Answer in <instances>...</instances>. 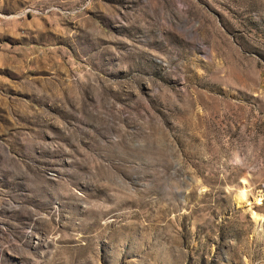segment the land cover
I'll use <instances>...</instances> for the list:
<instances>
[{
	"label": "rangeland",
	"instance_id": "1",
	"mask_svg": "<svg viewBox=\"0 0 264 264\" xmlns=\"http://www.w3.org/2000/svg\"><path fill=\"white\" fill-rule=\"evenodd\" d=\"M243 177L264 0H0V264H264Z\"/></svg>",
	"mask_w": 264,
	"mask_h": 264
},
{
	"label": "bare ground",
	"instance_id": "2",
	"mask_svg": "<svg viewBox=\"0 0 264 264\" xmlns=\"http://www.w3.org/2000/svg\"><path fill=\"white\" fill-rule=\"evenodd\" d=\"M240 182H241V180H240ZM234 190L235 191L233 193V200H234L235 204L239 205L240 207L246 206V205H251L253 203H255V204L261 203L263 200V197H264L262 191H260V190L256 191L255 193H253V195H251V192H250L251 189H249V182L244 177L242 178V183L239 185V187L237 189L235 188ZM252 192H254V191H252ZM250 196H253V198L251 199ZM252 215H254L253 212H252ZM254 217L256 218V221L259 225L264 220V216H261V215L259 217H257L255 214Z\"/></svg>",
	"mask_w": 264,
	"mask_h": 264
}]
</instances>
